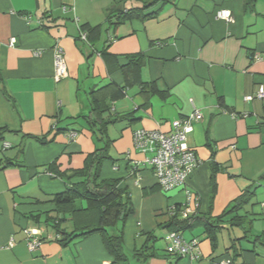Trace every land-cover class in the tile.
Returning <instances> with one entry per match:
<instances>
[{
	"label": "crops",
	"instance_id": "1",
	"mask_svg": "<svg viewBox=\"0 0 264 264\" xmlns=\"http://www.w3.org/2000/svg\"><path fill=\"white\" fill-rule=\"evenodd\" d=\"M145 1L0 0V129L8 130L0 136V166L5 167L0 170V264H113L98 233L63 244L48 221L57 217L52 197L67 187L49 167L57 162L60 171L80 169L103 147L84 118L94 107L91 92L110 85L117 90L99 96L107 109L104 118L115 121L107 128L111 160L104 163L102 178L119 180L134 213L124 225L107 230L116 235L122 229L129 263L264 264V248L252 243L264 233V99L245 101L264 88V0L252 9L246 0H161L116 23L120 11L143 8ZM223 10L232 21L217 17ZM56 44L64 50L69 74L59 83ZM134 55L145 59L132 71ZM125 70L133 76L131 85ZM141 83H154L159 93L142 91ZM195 110L203 120L194 124L188 144L200 164L186 186L163 191L148 167L134 171L133 161L145 156L133 150V133H169L173 121ZM247 191L254 197L239 214L251 231L249 240L237 244L238 257L229 249L244 232L232 226L230 216L222 220L216 247L201 218L182 233L187 241L198 240L199 260L167 254V225L182 215L188 193L191 216L217 218ZM27 228L42 233L36 252L28 250ZM60 229L70 234L74 227L65 222ZM151 234L157 240L146 259L144 252L155 240Z\"/></svg>",
	"mask_w": 264,
	"mask_h": 264
},
{
	"label": "trees",
	"instance_id": "2",
	"mask_svg": "<svg viewBox=\"0 0 264 264\" xmlns=\"http://www.w3.org/2000/svg\"><path fill=\"white\" fill-rule=\"evenodd\" d=\"M161 0H147L144 2L143 8H132L130 10H122L116 16L117 22H124L137 17L138 14L143 13L151 8V6L160 2ZM257 0H246L245 6L248 9H252ZM82 30V29H81ZM89 35V34H88ZM130 70L139 69L140 65L144 61V56L134 55L130 56ZM134 75V74H133ZM126 84L131 85L133 82V76L125 70ZM135 76V75H134ZM1 83V78H0ZM108 88H115V86H108L101 90H93L91 92V98L93 102V110L91 114L84 118L87 122L93 136L103 144V147H98L92 154H89L86 159L84 166L80 169L60 171L57 162H54L50 167L52 174L61 177L65 180L67 187L62 193L56 194L52 197L51 201L57 212V217L52 219L49 218V222L52 221V227L58 235L62 236V243L66 244L78 238L87 237L92 234L98 233L102 237L103 244L108 253L113 257V264H130L129 258L124 252V240L123 231L120 228L116 235H111L108 232V228L116 229L118 225L123 224L126 220L134 213L130 194L125 188H121L119 180H108L102 178V167L106 161L111 160L110 157V146L111 141L107 134V128L110 124L115 121L107 120L104 115L107 113V109L102 104L99 96L102 92ZM151 90L152 93H159L156 85L153 83H141V90ZM119 91L123 92L124 88H118ZM1 91L4 96L12 103V98L7 90L1 86ZM120 96V95H118ZM8 131L6 128L0 129V136ZM34 138V136H29ZM38 139L37 137H35ZM40 143L45 139H38ZM4 166V165H3ZM5 167L0 166V170ZM214 188V184H213ZM215 192H213L214 197ZM254 197V193L250 191L245 192L236 201L235 205L225 214L220 217L212 218L206 216H190L183 218L180 215H176L170 219L167 228L170 232L183 233L192 229L195 222L198 219L204 220V227L207 236L212 240L213 246H217L218 233L224 228L222 220L228 216L232 217V226L242 228L244 236L242 239L233 240V243L229 250L233 251V257H238L242 250L237 246L242 240H249L250 225L247 223V218L240 216V212L243 208L248 205ZM199 217V218H198ZM65 222H71L74 230L72 233L63 232L60 226ZM154 240L149 248L145 250V258L148 259L153 254L149 253V250L154 249L153 243L155 244L157 238L154 235H150ZM149 236V237H150ZM252 243L254 247L261 246L264 248V233L259 236L253 237Z\"/></svg>",
	"mask_w": 264,
	"mask_h": 264
},
{
	"label": "built area",
	"instance_id": "3",
	"mask_svg": "<svg viewBox=\"0 0 264 264\" xmlns=\"http://www.w3.org/2000/svg\"><path fill=\"white\" fill-rule=\"evenodd\" d=\"M218 18L232 21L229 11H220ZM86 40V34L81 35ZM15 40H11L13 46ZM38 54H41L40 52ZM258 59V56H256ZM54 80L59 83L69 76L68 67L63 48L56 44L54 47ZM255 99H264V88L261 87L256 96H248L245 101L251 102ZM234 116V115H233ZM203 120V114L195 110L190 116L176 120L171 123V131L164 133L160 130L148 131L137 130L133 133V150L141 153L145 157L142 160L133 161L134 171L142 167H148L154 174L157 184L163 191H170L175 188L186 186L191 173L199 166L200 161L196 153L189 147L188 137L194 130V124ZM77 135L71 134L75 139ZM127 158L131 161V152ZM193 196L188 193L187 207L181 212L183 218H188L193 214L189 207ZM28 250L36 252L43 245L41 231L27 228L24 230ZM165 241L167 243L166 252L168 255L178 258H185L196 261L201 258L199 242L197 239L187 241L178 232H169ZM216 264H232L230 260L218 262Z\"/></svg>",
	"mask_w": 264,
	"mask_h": 264
},
{
	"label": "rangeland",
	"instance_id": "4",
	"mask_svg": "<svg viewBox=\"0 0 264 264\" xmlns=\"http://www.w3.org/2000/svg\"><path fill=\"white\" fill-rule=\"evenodd\" d=\"M262 221L260 220L259 222H257V223H261ZM113 230H115V229H113ZM242 236V233L238 230V233H237V235H236V237H241ZM162 241L160 240L159 241V243H161ZM162 244H164V243H162ZM128 250H126L125 249V246H124V252H125V254L126 255H129V258H130V261H131V254L129 253V252H127ZM134 258V257H133Z\"/></svg>",
	"mask_w": 264,
	"mask_h": 264
}]
</instances>
